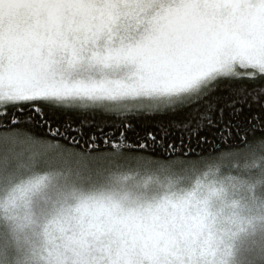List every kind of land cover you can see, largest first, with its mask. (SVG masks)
I'll return each instance as SVG.
<instances>
[{"label": "snow or ice", "instance_id": "snow-or-ice-1", "mask_svg": "<svg viewBox=\"0 0 264 264\" xmlns=\"http://www.w3.org/2000/svg\"><path fill=\"white\" fill-rule=\"evenodd\" d=\"M0 264H264V0H0Z\"/></svg>", "mask_w": 264, "mask_h": 264}]
</instances>
